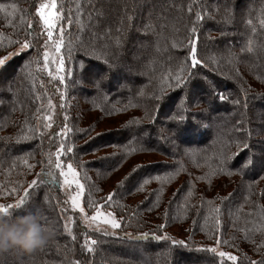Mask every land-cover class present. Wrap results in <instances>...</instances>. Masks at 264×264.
Returning <instances> with one entry per match:
<instances>
[{
	"label": "rangeland",
	"instance_id": "1",
	"mask_svg": "<svg viewBox=\"0 0 264 264\" xmlns=\"http://www.w3.org/2000/svg\"><path fill=\"white\" fill-rule=\"evenodd\" d=\"M58 2L59 3L57 6L55 0V9L52 8L53 0H37V4L35 6L36 8L33 7V4L29 5L30 3L25 2L21 4L19 8L13 7L10 10V13L12 14L11 17L14 18V16H16L17 19L21 21L23 18L26 22V25L28 24L32 27L33 21H36L37 19V26L34 27L37 30L42 31L44 27L43 21L40 20L37 15V8L40 4H44L46 6V12L57 11L59 13H64L62 9L63 4L66 10L69 7H72L73 11H75L77 5L85 4L83 0H59ZM231 2L235 5L234 12L231 14H226L225 12V0H212L210 3H208L207 7L203 9L202 12L205 17H207L209 13H211V15L215 17V19L207 20V22H213L214 25H211L209 27H202L200 25L199 26L201 28H204V33L207 37L208 42H212L215 39H218L212 43V47H214L213 52L203 54V56L208 57L211 55L215 57L213 61L217 67V72L215 73L225 76L230 82H232L231 85L233 88L230 92L231 97L237 95L242 96L244 94V91L247 90L248 107L246 110H243L245 111L244 127L248 129H261L262 133H264V123L261 122L262 120H264V76L262 75V72L264 73V68L261 67L260 72L259 70L256 71V69L253 70V68H251V66L246 61L247 53L246 51H243L240 45L241 42L239 38L242 37V35L240 32L237 33V31L233 30V28H235V26L237 25H239L240 30H243V28L245 27L244 22L241 24L239 22L238 17L243 16L244 13L251 8V5H253L254 0H232ZM106 3L114 4L118 8V10L120 9V11L118 12L119 19L124 11L128 16H134V14L137 12V6H135L134 9L129 6L131 5V0H107ZM134 3L137 5V0H135ZM149 3L155 4V10L159 16L160 14H162L163 16L171 14L170 20L165 23L164 27H166V24L173 25L176 22V18L179 17V3L176 0H149ZM202 3L205 5L206 2L202 1ZM124 4L128 6L127 9L123 7ZM194 4L196 10L201 12V0H194ZM170 5H174L175 7H170ZM143 16H146V11L141 14L140 18L133 19V32L135 34L129 37L128 46L131 45L130 51L128 52L127 48L125 51H122L120 53L125 54V57L124 55L122 57L125 64H129L130 62L134 64L143 59V57L147 58L148 60L149 58L154 59L155 55L159 51L156 48H151L148 43L150 41V38L152 42L153 38H157L156 35L159 34L161 28L155 30L154 34H150L148 37L145 38L140 37V32L136 31V26L144 22ZM74 19L77 20L78 24H80V19L78 16L74 17ZM84 19L85 21L83 23ZM84 19L81 20V23L87 24V17ZM216 19L222 20V22L219 21V24H222V32L221 30H216L217 27L215 26L217 25L215 24L217 23H214L216 22ZM157 20L160 21L161 24L164 22L161 19ZM103 21L102 17L98 21H93L95 27L92 28L95 30L97 29V32H100V29L103 30L107 28L108 24L105 23V20ZM54 24L56 25L53 30L54 38L59 31L60 24H64L66 33H69L71 29L74 30V33L71 35V40L74 41L73 45L76 43V48L79 47V45L81 44L80 42H82V40L86 36V32L89 30V28H84L83 31H78L77 26L69 27V25L63 20H54ZM18 28H21V31L23 30V26L19 25ZM73 30L71 31V33L73 32ZM109 32L110 35L117 34V32L115 31L113 33L111 29H109ZM223 32H226L227 35H222ZM0 34V40L3 41L4 47L7 46L9 39H23L24 36V32L16 33L13 28L11 29L10 34ZM17 34H19L18 37ZM166 35L167 34L164 33V36H160L159 41L161 42L159 44V48H164L163 45H165ZM120 38L124 46V41L126 42L128 38L126 40L122 37ZM143 38L145 40H143ZM29 39L31 38L29 37ZM68 39V36L65 35L63 47L67 46L68 51L67 54H65V68L67 74L66 79L64 81H59L57 79L58 76L65 75V72L58 70L57 62V57L61 55L63 56L64 54L61 53L60 55V53L55 52L54 47L50 46L48 49L52 62L48 64L47 68H45L42 63H39L38 65V70L40 71V73L42 75L44 74L47 78H50L52 82L56 84L57 91L55 92L56 94L53 92V96L51 97H47L45 95L46 93H44V97L40 101L41 104H39V109H37L35 114L32 112L34 115L27 114L26 116L27 112L23 110L22 112H17L19 113L18 116L22 113L25 114L24 117H22L23 122L17 120L14 123L12 119L8 120V122L6 121V119L4 120L5 114L4 116L2 115V110L4 108L3 106H7L11 102L15 103V99L19 96V88L15 89L12 86V91H0V100L3 101V103H0V117L2 115V117L0 118V142L3 145L0 152V156H2V158L0 157V161L6 160L8 161L7 164H11L9 161H15L16 164L20 165L15 168L14 163L11 166L6 165V168H0V205H15L18 199L23 197L24 191L30 190L29 185L31 181L36 180L38 178L37 174H42V170L45 169L46 164L49 160V152L55 154L56 146H53L52 138L54 137L51 136V131L54 132L56 130L57 133L59 132L61 126L66 124L67 128L70 129V131L67 132L65 139L69 143H74L76 145V148H74V153L77 154L76 158L84 162L83 167L78 168V171H80L81 173V182L85 183L86 185L85 197L82 201V204L85 207V212L88 213L89 216L93 214V210L87 206V196L89 192L92 193L94 199L100 200L108 192L116 191L118 195L114 198L113 206L105 207L103 210L106 212L113 213L118 220L123 221L121 228L116 230L119 233L120 237L123 238L125 232L132 234L133 236H138L141 232H145L148 233L150 237L153 233H155L157 235H168L175 238L176 240H184L190 245V247H198L203 245L213 246L212 232L210 231V229H212L214 225V220L217 217V212L215 210L217 208L224 210L225 205L228 204L229 201H231V214L229 215V213L225 211L223 216V223L226 226L224 230V237L218 238L230 239L235 235L237 239L235 240L234 246L222 244L220 250L230 252L231 254L238 256L241 253H244L252 260H260V253L253 251V244L250 243L249 240L243 239V237H245L246 235L251 236L258 242L261 241L262 238H264V236H262V233H264V228L260 227L257 230H253L251 228V222H248V218L251 216V214L247 212L252 210V205L250 204V201H245L244 199L245 197L243 194V188L245 179H243L241 175L236 174L227 175L226 173L223 174L222 172L214 173L203 167H196L195 165L186 161L184 155L181 153V148L187 147L191 144L182 143L179 137L177 138V135H174V133L170 131V127L167 128L164 125V123L172 115L170 113H172L174 110H171L169 114L163 113L161 114L162 116L158 115L160 116L159 120H161L158 125L159 131L164 133V138L162 141L168 148L167 153H169V158H165L160 153H141L135 156H131V158L125 160L124 162H120L119 167L113 170V172H110L109 175L104 172L100 173L99 171H97L96 168L89 165L90 161H97L98 157H118L119 160L120 157H122V153L118 146L122 143L129 141L131 139L129 135H131V137L134 139H139L143 144H146V146L149 148L158 145V143L157 145L149 143L150 141L148 134L145 136L143 135V132L134 133L132 130L130 131V127L133 125V123H135V118H138L137 120H139V122L144 120L146 124L150 123V116L152 117V122L158 119V116H153V111L156 109V107H158L157 100L155 99L157 95L152 96V105H154V108L150 109L151 111L149 110L150 113L148 112V110L145 109V107L141 110L124 112V110L122 109L124 105L117 106L119 109L117 111L118 114H115L114 112L106 113L103 112L101 109L93 106L90 101V98H92V96L89 94V91L85 92V90L89 89L93 92V89L95 91L96 88H94L91 84L87 82H83V84L73 83V80L76 79L74 69L76 68L77 60L79 59L80 55L74 57V55L72 56L71 52V56H69V49L73 50V48L72 43L68 42ZM141 40L143 41V43L140 42ZM93 41L95 42L91 44L92 47H99L98 45L100 40ZM225 44H231L233 46L231 54H228L223 51H218V49L223 50ZM120 45L121 43L115 45L117 50L123 48V46L121 47ZM4 47H1L0 45L1 49H3ZM99 48H101V46ZM17 50L18 46L11 48L10 50H8V52H0V57L7 55L10 52H16ZM92 50L99 57H101V59L106 58L104 57V54H101L103 51L99 53L98 50ZM178 52L181 51L178 49ZM120 54H118V56ZM133 54H135L136 59H133ZM19 55H13L9 61ZM33 55L35 54L33 53ZM26 58L27 55L21 60L20 63H22ZM140 63H142V61ZM33 68L34 64L30 68V74H33ZM49 72L52 73L51 76H49ZM15 73V67L11 68L10 70L4 71L3 77L5 79V82L11 80L13 76H15ZM143 74L144 73H136L139 80L140 78H142ZM30 83H32V81H30ZM137 83L138 82H134L132 80L127 79V82L125 81L123 84L118 86V88H116V92L120 93L127 86L132 87ZM3 87H5V83H0V88ZM31 89L32 87L30 88V90ZM235 89L238 90V93H236ZM32 91H34V89ZM32 91L31 93H33ZM103 92L105 94L111 95L112 97L115 94V92H110L104 88ZM34 98H36V95H34ZM192 107L196 108L198 112L200 111V114H202L201 112L207 114V111H202L204 109L208 110L202 100L197 105ZM234 107L239 108L237 106ZM233 108L232 111H220L208 118V124H210L209 129H211V136L213 135L214 137L217 136L219 132H223L225 124L229 123V117L233 116L234 114L237 115L236 125L240 122V113L242 109L240 108L239 110L241 111L239 112L235 109L233 110ZM65 117H67V119H65ZM221 117L226 118V120L228 121L226 123H221ZM20 118L21 116L17 117V119ZM26 122H29L28 126ZM48 123H51V128L44 127V125ZM33 129L36 130L35 134L33 132ZM234 131L235 133L239 134V138H242V131H237V129H235ZM117 132H119L118 135L124 136H122L121 142L115 143L113 147L112 145L106 147L103 144L104 142H96L95 140L97 139V137H108L111 134ZM186 132L188 135L183 136L191 139L193 138V134H195L196 130H193L192 132ZM41 133H43L44 135L41 136ZM27 134L30 137H32L33 135H37L38 137L40 135L41 138H46L50 142V147L47 149H42L39 141V143L37 142L38 150H40L38 152L39 155L35 153L30 158H27L28 155H26V153L27 151L29 152L32 147L21 149V147L17 146V140H19L20 142L22 141V139H20L21 135ZM9 137L11 139H7ZM178 139L179 142H177ZM41 141H43V139ZM57 143L58 142L56 141V144ZM94 143L97 144V147L95 149L93 148ZM249 143H252V149L254 150V152L258 154L264 153V134H262L261 136L254 135L249 140ZM242 149L244 148L239 147L236 148L235 151L238 152ZM17 153H22L24 156L16 161V159L19 158L21 155L17 156L14 159L12 155ZM45 153L46 155L44 156ZM54 154L52 155L53 159L55 158ZM177 154L179 155L177 156ZM174 157L178 160L181 159L186 164V167H182L178 177L151 181L146 186L144 191L128 192L126 190L128 192L126 195L122 194V188L117 187L121 182L125 181V177L129 176V174L132 173L133 168H135L137 165H150L152 169L155 167L159 168L161 166H157L158 163L170 162L173 160ZM245 159H247V157H245L240 164H242ZM25 161H27V163H25ZM29 165H31L32 167H29ZM99 168L102 170L105 169L106 166L102 164L99 166ZM48 170L55 171V169ZM257 171V178L261 179L262 173H260V169L258 167ZM85 172L87 174V177L89 178L88 180L83 179ZM145 173H147V170H143L142 172H140V176L145 175ZM47 184L55 185V188L57 189L55 190L53 188H48L47 186L44 187L41 185L37 191L32 192L31 197L28 199L31 200L29 202L32 205H30V207H28L26 210H29L30 212H39L41 215H45V212H50L48 211L51 207L50 203L55 204V202H59L57 203V206L60 205V208H57L56 210H58L59 221L62 230L61 232L64 235V238L58 235L56 236L57 238L51 239L49 241V244L56 246H65L66 242H72V244H79L80 248H82V245L84 244L85 232L90 233L91 239L101 241V237L98 233H93L91 228L85 227L81 220L82 214H80L78 210L73 211L70 207V202L68 205L63 203L65 200H67L68 192H72V194H74L73 189L62 188L59 183H52L50 180L47 182ZM190 185L193 189L191 193H189ZM13 188L16 189L15 192L11 191ZM97 188L101 189V191L97 192ZM178 189L180 190L179 192L177 191ZM257 190H260L259 194L256 193L252 194L251 196L253 198H257L259 203L262 204V206L264 207V177L260 180L259 187L257 188ZM58 192L60 195L57 194ZM157 193L159 194V198L161 201L159 207H155L154 205ZM236 194H242V196L239 198ZM172 200H175V203L170 206L169 201ZM40 204H42L41 206L44 209L43 213L38 208ZM61 208H67L68 210L66 212H61ZM149 208H151L152 210L149 211ZM197 210H199L200 212L199 216L196 215ZM166 212L167 216H165ZM64 217H70L72 220L75 221V223L69 224V228L71 229L72 234L75 235L77 238L75 242H73L71 237L68 236L67 233L64 231ZM193 220L196 221L195 224L193 223ZM197 220H201L202 223L198 224L199 222ZM47 222L50 223V220H47ZM162 224L166 225V227L160 228L159 226ZM52 227L55 226L52 225ZM123 239L129 240L127 238ZM159 243L166 242L159 241ZM108 244H110V242ZM116 245L120 246L118 243H116ZM170 245L151 244L149 246L138 248L137 250H139V253L137 254L123 251L122 249L118 250L112 247L106 248L103 245L101 249L103 252L101 253V255H105L107 259H101V261L98 260V263L95 262L97 259L96 256L93 257L91 256L93 254H87L88 257H92L91 264H213L212 262H209L211 258L206 257V255L212 257L211 253H204L205 257L202 256L199 258V260L197 257H195L196 255H191L193 256L192 259L187 257L186 260H184L181 256H177L178 251H176V249L170 250ZM89 246H92L90 244V241ZM92 247L96 250L94 246ZM19 250L21 249H16V251ZM169 251L172 252V255H169ZM13 252L14 251H10L9 255H7V264H13L12 260L14 259V257L16 259V256L15 254H13ZM76 253L77 255L75 254V256H71L73 258L72 264H75L76 260L83 261L84 258L87 257L84 256L87 255L85 252V254L79 253L78 251ZM44 254L46 258L51 257L50 253L44 252ZM152 254L154 256V260H151L149 258V256ZM226 263L233 264L232 261H227ZM47 264L53 263H50L49 259V262ZM244 264H248V261L245 260Z\"/></svg>",
	"mask_w": 264,
	"mask_h": 264
},
{
	"label": "trees",
	"instance_id": "2",
	"mask_svg": "<svg viewBox=\"0 0 264 264\" xmlns=\"http://www.w3.org/2000/svg\"><path fill=\"white\" fill-rule=\"evenodd\" d=\"M58 1L59 0H56L57 6L59 3ZM83 1L85 2V4L87 3V0H83ZM134 1L135 0H131V5H129L133 9L136 6ZM176 1L179 3L178 5L179 6L178 8L179 17L176 18V22L173 25L166 24V27H164L165 23L170 20L171 14L164 15L166 16V21L163 20L164 22L162 21L163 22L162 24L157 19H153L151 21L153 28H155V30L161 28L159 34L156 35L157 38H153V42L150 38L149 43L147 42L151 48H156L159 50L158 53L155 55L154 59L149 58L148 60L147 58L143 57V59H141L139 62H136L134 64H132V62H130L129 64H125L124 60L122 59L123 55L125 57V54L123 53L120 54V53L122 51H125L127 48H128V52L130 51L131 45L128 46L129 37L135 34L133 32L134 20L132 21V27L130 29L125 30V19L124 18L125 16H128L126 12L124 11L121 14V17L119 19L118 12L120 11V9L118 10L116 5L109 4V3L107 4L106 3L107 0H96V7L101 8L103 12H105L104 16H102V21L105 20V23H107L108 25H107V28L103 30L100 29L99 30L100 32H97V29L95 30L93 28H90L86 32V36L82 40V42L85 44H88L89 42H91L92 44L93 42H95L93 40H100L98 46L99 47L101 46V48L96 46V48L92 47V49L98 50L99 53L103 51L101 54H104V57L106 58L107 57L110 58V63L112 64V71L109 74V77L104 80L102 87L99 91H97V89H95L94 91L93 89V92H92V90L86 89L85 92L89 91V94L92 96V98H90L92 105L101 109L103 112H106V113L114 112L115 114H118L117 111L119 109L117 106L119 105H124L122 107L124 112L141 110L145 107V109L148 110V112L150 113L151 111L150 109L154 108V105H152V96L161 95L160 90L161 88H163L164 89L163 98L157 101L158 107H156V109L153 111V116L157 117L158 115H161L163 113L169 114L171 110H174L172 113H170L172 115L168 118V120L164 123V125L167 128L170 127V131L174 133V135H177V138L179 137L182 143L191 144V145H188L187 147L181 148L182 149L181 153L184 155L186 161L190 162L196 167H201V168L203 167L214 173L222 172L223 174L226 173L227 175L236 174V175H241L242 178L245 179L244 188H243L244 189L243 194L245 197L244 199L245 201H250V204L252 205L251 206L252 210L247 212L251 214V216L248 218V222L249 221L251 222V228L253 230L254 229L257 230L260 227L264 228V207L262 206V204L259 203L257 198H253L251 196L252 194H256V193L259 194L260 190H257V188L259 187L260 180L264 177V173H262V176H261L262 178L258 179L257 178L258 171H257L256 166H254L252 169L248 171H245V173L243 174H240L238 172V169L241 165L240 163L243 161L245 157H247L248 150L242 149L238 152L235 151V149L238 148L236 145L239 143L241 139L238 136L239 134L235 133L234 131L236 129L237 115L234 114L233 116L229 117V123L225 124V128L223 132H219L217 136H214V137L213 135L212 136L210 135L211 129H209L210 124H208L209 123L208 118H210L212 115L220 111H223V112L232 111V108L234 107V105L230 102V100L228 102H224V101H219L217 99H214L211 96L210 90H207V85H204L203 82L201 81L194 80L193 81L194 87L205 89V91H202L201 93V97H202L201 100L205 103V107H207L208 110H206L207 114L201 112L203 114L202 115L199 113L200 111L199 112L197 111L196 108L189 107L187 104H185L182 107L180 98L184 96V92L179 87L170 86V85L175 84V76L181 74L183 67H185V65L182 62L185 59L184 54L187 52V47H188L186 37L191 35V31H190L191 27L194 24H197L196 15H194V13H201L203 15V12H199L196 10L194 0H176ZM202 1L206 2L205 5H208V3H210L212 0H202ZM25 2L30 3L29 5L33 4V7H35L37 4V0L35 1L33 0H27V1L26 0H0V4H3L5 6L3 9H0V33L10 34V31L12 28L13 30H15L16 33L17 32L23 33L21 31V28H18V26L19 25L23 26V29H25L26 28L25 20L22 18V21H23L22 22L21 20H18L16 16H14V18L11 17L12 14L10 13V10L13 8V5H15L16 8H19V6ZM123 7L127 9L128 6L124 4ZM188 7H192V12L188 11ZM62 9L64 12H66V8L64 4H63ZM86 14L87 13L85 12L83 16H78L80 19L79 23H81V20L87 17ZM160 16H163V15L160 14ZM238 19L241 24L244 22L245 27L243 28V30H240L239 25H237L235 26V28H233V30L237 31V33L240 32L242 35V37H240L239 40L241 42L240 43L241 48L243 49L244 52L246 51L247 53V58H246L247 63L251 66V68H253V70L256 69V71L259 70L260 72L261 67L264 68V0H254V3L253 5H251V8L247 10L243 16L238 17ZM84 21L85 19L83 20V23ZM215 21L216 22L214 23H217L215 24L217 25L215 26L217 27L216 30H219V31L221 30L222 32V24H219L220 22H222V20L216 19ZM37 22H38L37 19L36 21H33L32 23L33 28H35L34 26H37L36 24ZM10 24L12 25L11 27L9 26ZM237 24H238V20H237ZM157 25H159V27H157ZM211 25H214L213 22L210 23V22H207V20L203 22L202 24H200V26L202 27H205V26L209 27ZM200 26L197 28V33L201 41L199 45V52L201 55H203V54H208L210 52H213L214 47H212V43L218 39H215L212 42H208L207 37L204 33V28H201ZM7 28L10 30H8ZM109 29H111L113 33L114 31L117 32V34L105 36L104 34L105 31H109ZM72 30L73 29H71L70 32L67 33V36L69 38L68 42L72 43V48H73L72 56L74 55V57H77L78 55H80L79 56L80 58L82 55V52L78 50L79 47L78 48L75 47L76 43L73 45L74 41L71 40V35L74 33V30L71 33ZM97 33L99 35V38L95 39V36ZM164 33H166L167 35L165 36L166 37L165 45H163L164 48L162 49V48H159V44L161 42L159 41V39H160V36L162 35L164 36ZM120 37H122L125 40L127 38L128 39L126 40V42L124 41L123 48H121L120 50H117L115 45L121 43ZM140 37H141V34H140ZM144 38L143 40H145ZM0 45L1 47H4V43ZM216 48H219V47H216ZM92 49H90V51ZM178 49L181 52H178ZM67 51H68L67 46L61 48L60 55L61 53L64 54L63 56L61 55L64 60H65V54H67ZM0 52H4V51L0 48ZM93 53H94V56H98L95 52ZM118 54L120 55L118 56ZM26 55L27 53H21L19 56H16L11 61H9L6 66L7 70H10L11 68L15 67L16 71H18L21 65L24 63V61L22 63L20 62ZM103 59H92L91 63L93 65H100L101 67H103L104 66ZM141 61L143 64L140 63ZM38 65L39 63H34L33 74H29L28 76L26 75L22 78H17L15 83L13 84V87L15 89L19 88V91H18L19 96L16 98L17 100L15 99V103L11 102L7 106H3L4 108L2 110V115L4 116L5 114L4 120L6 119L7 122L8 120H11V119L12 121H14V123L17 120L20 122H23L22 117H24L25 114L22 113L18 116L19 113L17 112L19 111L22 112L24 110L25 112H27L26 116L27 114L34 115L37 109H39V106H40L39 104H41L40 101L44 97V93H46L45 95L47 97H51L53 96V92L55 93L57 91L56 84L53 83L50 78H47L44 74L42 75L40 73V71L38 70V67H39ZM188 71H191V69H188ZM202 71L205 74L209 75V78L211 80L220 82L221 87L226 92L225 94L231 98L230 92L233 88L231 85L232 82H230L225 76H222L215 72L208 73L207 69H203ZM136 73H140V74L144 73V74L142 75V78H140L139 80ZM262 75L264 76L263 72H262ZM127 79L132 80L134 82H138V83L133 85L132 87L127 86L122 92L117 93L116 88H118V86L123 84L125 81L127 82ZM30 81H32V83H30ZM31 87L32 89L30 90ZM103 88L110 92H115L113 97L109 94H105L103 92ZM33 89L34 91H32ZM31 91L33 93H31ZM236 93H238V90H236ZM34 95H36V98H34ZM234 109L239 112L241 111L239 110L240 108L234 107L233 110ZM181 115L184 117L183 121H180L178 119V117ZM20 116L21 118L17 119V117H20ZM173 117H176L177 119H173ZM159 118L160 116H158V119L148 124H146L145 121L142 120L139 123H133V125L130 127V131L132 130L134 133H141V132L144 133L146 131L147 134L149 135V141H150L149 143L151 144L153 143L155 145H157L158 143L157 145L158 147L155 146V147L149 148L146 146V144H143L139 139H134L131 137V135H129L131 139L118 146V148H120V151L122 153L121 154L122 157H120L119 160L117 156H116L117 158L111 157L110 161L104 163L106 168L102 170L99 168V166L102 165L99 160L97 161L95 160L93 162L90 161L89 165L96 168L97 171H99L100 173L104 172L109 175L110 172H113V166H115L117 163L124 162L125 160H128L129 158H131V156H135L141 153H160L165 158H169V155H168L169 153H167L168 148L166 147L165 143L162 141L164 138L163 136L164 133L159 131L158 125H159V122L161 121L159 120ZM137 119L138 118H135V121H139ZM199 121H203L205 126L199 123ZM227 121L228 120H226V118H223V117L220 118L221 123H226ZM26 123L28 126L29 122H26ZM193 130H196L197 132V134L196 132L195 134H193V138L189 139L183 136V135H188L186 131L192 132ZM54 132L56 133V130ZM54 132L51 131V136L54 137L52 138L53 146H56L55 144H56V141L59 142V137L53 136ZM118 133L119 132L111 134V135L109 134L110 136L108 137L100 136V137H97V139L95 140L96 142H99V141L104 142L103 144L106 147H108L109 145H112L113 147L115 143L121 142L122 136H124V135H118ZM32 137H30L28 134L21 135L20 139H22V141L17 144V146L21 147V149L32 147L31 150H29V152L27 151L26 153V155H28L27 158H30L35 153L38 154V152L40 151L38 150V147H37V144L39 143V141H40V146L42 149H47L50 147V142L46 138L44 137L41 138L40 135L38 137L37 135H33ZM42 139L43 141H41ZM179 139L177 142H179ZM2 146L3 145L0 142V152H1ZM96 147H97V144L94 143L93 148L95 149ZM252 151L254 150L252 149ZM233 153H235V156L231 161H229L228 168L221 171L220 170L221 154L232 155ZM19 155L21 156L16 159L17 161L18 159L24 156L22 153L14 154L12 155V157L14 159ZM45 155L46 153L44 154V156ZM75 155L77 156L76 153ZM178 155L179 154H177V156ZM0 157L2 158V156ZM3 160H4V157H3ZM9 162L11 164H7L8 161L6 160L0 161V168L2 167L6 168L7 166H11L12 164L15 163V161H9ZM185 165L186 164L184 163V161H182L181 159L178 160L174 157L173 160L170 162L158 163L157 166H161L159 168L155 167L152 169L150 165H146L145 168L141 169L140 172H142L143 170L145 171L147 170V173H145V175L160 176V180L171 178V177L176 178L181 172L182 167H186ZM18 166L20 165L15 163L14 167L16 168ZM247 176H250V177H247ZM151 181H155V179ZM134 183L135 181L133 182L124 181V187L122 188V191H121L122 194L126 195L128 192L135 191ZM42 186L44 187L47 186L48 188H53L55 190L57 189L55 188V185H52V184L48 185L47 183L43 184ZM135 192H139V191H135ZM57 194H59V192ZM236 195H238L239 198L242 196V194H236ZM92 197L94 198L93 195ZM87 199H88V196H87ZM29 201L31 200H28L25 203V205H22L20 208L13 209L12 213L20 214V213L29 212V210H26L28 207H30V205H32ZM41 205L42 204H40L38 208L43 213L44 209L42 208ZM50 206H51L50 210H48L50 212H45L44 213L45 215L43 216L46 218V221L50 220V224L55 226L53 227L54 232H55V235L53 236V238H57L56 236L58 235L64 238L63 237L64 235L61 232L62 230L60 226L58 210H56L57 208H60V205L57 206V203L55 202V204L50 203ZM197 221L199 222L198 224L202 223L201 220H197ZM248 228H249V225H248ZM100 237H101L100 240L101 241L103 240V241L102 242L100 241L98 245L94 246L96 250L94 249V253H92L93 255H91L93 257L96 256L97 258L95 261L96 263H98V260L101 261V259L103 260L107 259L105 255H101V253L103 252L101 250L103 245L106 248L112 247L118 250L122 249L123 251L132 252L136 254L139 253V250H137L138 248L149 246L151 244H157V245L169 244L170 245L169 242L159 243V241H156L151 238L147 241H141V242L135 243L134 240L132 241L131 239L125 240L122 237L121 238H115V237L105 238L102 236ZM109 242L110 244H108ZM116 243H118L120 246L116 245ZM170 246H171L170 250L176 249V251H178L177 256H181L182 259L184 260H186L187 257L192 259V257L195 255H196L195 257H197L198 260L202 256L205 257L204 253L192 252L184 248H181L179 246H173V245H170ZM10 251H14L13 254H15L16 256V259L14 257V259L12 260L13 264H40V263L46 264V262L47 263L49 262V259H50V263H53V264H59V263L60 264H72V259H73L72 257L75 256V254L77 255L76 253L77 251L83 254L88 253L87 251H82V248H80L79 244L77 243L72 244V242H66L65 246H56V245H51L48 243L44 247L39 248L31 253L25 252L23 250L16 251V249H12ZM10 251L0 255V264H7V255H9ZM44 252L50 253L51 257L48 256L50 258H46L44 256L45 255ZM84 256L88 257V254ZM260 256L261 254H259V257ZM206 257L211 258L209 262L213 263L212 257L208 255H206ZM149 258L151 260L152 259L154 260L153 254L150 255ZM256 261H259V260H256ZM226 264H230V263H226Z\"/></svg>",
	"mask_w": 264,
	"mask_h": 264
},
{
	"label": "snow or ice",
	"instance_id": "3",
	"mask_svg": "<svg viewBox=\"0 0 264 264\" xmlns=\"http://www.w3.org/2000/svg\"><path fill=\"white\" fill-rule=\"evenodd\" d=\"M137 12L134 14V16H125V30L130 29L132 27V21L134 18H140L141 14L146 11V16H143L144 22L139 24L136 27V31L140 32L141 37H148L150 34L155 33V28H153V25L151 21L153 19H162L166 21V16H159L156 12V6L155 4H150L149 0H137ZM5 6L3 4H0V9H3ZM15 7V5H13ZM45 5L40 4L37 8V15L40 20L43 21V30H37L36 28H33L31 25H26V28L22 31L24 32L23 39H9L8 45L4 47L2 50L4 52H8L10 48H14L18 46V50L16 52H10L7 55H4L0 57V83H5V87L0 88V91H12V86L15 83V80L17 78H22L26 75L30 74V68L34 63H42L45 68H47L48 64H50L52 61L50 59L49 54V47H54L55 52L60 53L61 48L64 46V36L67 35L64 24H60L59 31L55 38L53 37V30L55 28L54 20L60 21L63 20L66 22L69 27L77 26L78 31H83L84 28H92L95 27V24H93V21H98L100 18L104 15V12L101 8L96 7V0H87L86 4H79L76 6L75 11H73L72 7H69L66 12L59 13L57 11L53 12H46L45 11ZM170 7H175L174 5H170ZM207 5H204L201 0V12L204 8H206ZM52 8L55 9V0H53ZM225 12L226 14H231L234 12L235 5L231 2V0H225ZM188 11L192 12V7H188ZM87 13V24L80 23L78 24L77 20L74 19L76 16H83L84 13ZM196 15L197 24H194L190 31L191 35L186 37L187 40V52L184 54L185 59L182 62L185 67H183L181 74L175 76V84L170 85L174 87H179L184 92V96L181 97V105L182 107L187 104L189 107L197 105L202 97L201 93L202 91H205V89L194 87L193 81H201L204 85H207V90H210L211 96L214 99H217L219 101L228 102L231 100V103L234 106H237L242 109L240 115L241 120L236 125L237 131H242L243 136L240 139L239 143L236 145L238 148L242 147L247 152V159L244 160V162L240 165L238 172L240 174L245 173V171H248L252 169L254 166L258 167L260 169V173H264V153L258 154L254 151H252V143H249V140L255 135V136H261L262 131L261 129H248L244 127V117H245V111L248 107V97H247V90L244 91V94L242 96H233L229 97L225 94V90L221 87L220 82L211 80L209 78V75L205 74L202 70L207 69L208 73L217 72V67L215 63L213 62L215 57L208 56L205 57L200 54L199 52V45L201 43L199 35L197 33V28L200 24L205 22L208 19H215L214 16L209 13L207 17L202 15L201 13H194ZM12 26L11 24L9 25ZM159 27V25H157ZM119 31V30H117ZM105 36L110 35L109 31H105ZM222 35H227L226 32H223ZM19 34H17V37ZM31 37V39H29ZM95 38H99L98 33L96 34ZM143 43V41H140ZM3 41L0 40V44H2ZM121 47L123 46V43L121 42ZM92 48L91 42L88 44L81 43L79 45V49L82 52L81 57L77 60L76 68L74 69V74H76V79L73 80L74 84H83V82H87L91 84L94 88L99 91L102 87V84L105 79L109 77V74L112 71V64L110 63V58H104L103 59V67L100 65H93L91 63L92 59H101V57L94 56V53L90 51ZM233 46L231 44H225L223 51L228 54L232 53ZM31 50V51H29ZM72 49H69V56H71ZM20 53H27V58L24 60V63L21 65L20 69L16 71L15 76L11 80H8L5 82V79L3 77V71L7 70V63L12 58L13 55H19ZM33 53L35 55H33ZM42 57V60L40 59ZM133 59H136L135 54H133ZM58 62V70L65 72V75L58 76L57 79L59 81H64L66 79V68H65V60L62 56L57 57ZM188 69H191V71H188ZM49 76L52 75L51 72L48 73ZM161 95H157L155 99L157 101L161 100L163 98V92L164 89L161 88L160 90ZM0 103H3L2 100H0ZM206 111V109L202 110ZM50 119V118H49ZM67 119V117H65ZM173 119H177L176 117H173ZM180 121L184 120V117L181 115L178 117ZM150 122H152V117H149ZM264 123V120L261 121ZM135 123H139V121H135ZM202 125H204L203 121H199ZM205 126V125H204ZM45 128H51V123L45 124ZM35 129H33V132L35 134ZM70 131V129L67 128V125L64 124L61 126L59 132L54 133L53 135L59 137V142L56 144V151H55V158H52L51 153H49V160L46 164V167L44 170H42V174H37L38 178L36 180L31 181L29 188V191H24L23 197L19 198L17 203L15 205L7 204V205H0V213H6L11 214L12 210L14 208H20L22 205H25V203L28 201V199L31 197L33 191H37L39 187L45 183H47L49 180L52 183H59L62 188L65 189H73L74 194L72 192L67 193V200H65L63 203L68 205L70 202V207L73 211L78 210L81 215V220L86 228H91L93 233H98L100 236L105 238H121L119 236V233L116 231L117 229H120L122 226L123 221L118 220L115 215L111 212H106L103 209L105 207H111L114 201V198L118 195L116 191L108 192L104 197H102L99 201L94 199L92 197V193H88V199H87V206L93 210V214L91 216L88 215V213L85 212V207L82 204V201L85 197V183L81 182V173L78 171V168H82L84 165V162L82 160H78L76 158V155L74 153V148H76V145L74 143H69L65 137L67 132ZM89 131V130H84ZM44 134L41 133V136ZM143 135H147V132L145 131ZM7 139H11L10 137ZM20 141L17 140V143ZM235 156V153L232 155H226L221 154V160H220V170L223 171L224 169L228 168V163L231 161ZM98 160L101 162V164H104L111 160L110 156L105 157H98ZM27 163V161H25ZM29 167H32L29 165ZM116 167H119V163H117L115 166H113V170H115ZM144 165H137L135 168H133L132 173L129 174V176L125 177V182H133L134 183V190L135 191H144L146 186L151 182V180H160V176H140L141 169H144ZM48 169H55V171H49ZM83 179L88 180L87 174L85 172ZM74 186V188H73ZM118 188L124 187V182H121L118 186ZM191 185L189 186V193L192 191ZM11 191L15 192L16 189L13 188ZM97 192L101 191V189L97 188ZM162 191V190H161ZM180 191L179 189L177 190ZM152 195V194H150ZM227 199V198H225ZM59 203V202H57ZM160 198L159 194H156V200L154 201L155 207L160 206ZM173 203H175V200L169 201V205L171 206ZM194 207V206H193ZM67 208H61V212H66ZM152 209L149 208V211ZM217 212V217L214 220V225L210 231L212 232V240H213V246H192L184 241V240H176L175 238L168 236V235H157L155 233L152 234L150 237L148 233L141 232L138 236H133L132 234H129L127 232L124 233L123 238L131 239V240H138V241H147L150 238L154 239L156 241H164L169 242L173 246H179L181 248H184L186 250L192 251V252H198V253H211L212 254V261L213 264H226L227 261H232L233 264H244V261L247 260L248 264H264V238L261 239V241H257L251 236L246 235L243 237V239L249 240L250 243L253 244V251L259 252L261 254V259L259 261L252 260L250 257H248L246 254L241 253L238 255H233L230 252H226L221 249L222 244H226L229 246H234L235 240L237 237L234 235L233 237L229 238H218V237H224V230H225V224L223 223V216L224 212H228L229 215L231 214V201H229L228 204L225 205L224 210H221L220 208H217L215 210ZM135 215V214H133ZM196 215L199 216L200 212L199 210L196 211ZM165 216H167V212L165 213ZM65 223L63 225L64 231L67 233L68 236L71 237L72 241H76V236L72 234L71 229L69 228V224L75 223L74 220H72L70 217H64ZM193 223L195 224L196 221L193 220ZM235 226V225H233ZM160 228H165L166 225H160ZM111 229V230H109ZM262 236H264V233H262ZM89 241L92 246H96L100 243V241L91 239V235L88 232L84 233V244L82 245V251H87L89 254H92L94 252V248L92 246H89ZM169 255H172V252L169 251ZM92 257H86L83 261L77 260L75 264H91ZM47 264V262H46Z\"/></svg>",
	"mask_w": 264,
	"mask_h": 264
},
{
	"label": "clouds",
	"instance_id": "4",
	"mask_svg": "<svg viewBox=\"0 0 264 264\" xmlns=\"http://www.w3.org/2000/svg\"><path fill=\"white\" fill-rule=\"evenodd\" d=\"M54 235L52 225L39 212L0 213V255L12 249L31 253L48 244Z\"/></svg>",
	"mask_w": 264,
	"mask_h": 264
},
{
	"label": "bare ground",
	"instance_id": "5",
	"mask_svg": "<svg viewBox=\"0 0 264 264\" xmlns=\"http://www.w3.org/2000/svg\"><path fill=\"white\" fill-rule=\"evenodd\" d=\"M132 241V240H131ZM134 242L136 243V242H141V241H138V240H134Z\"/></svg>",
	"mask_w": 264,
	"mask_h": 264
}]
</instances>
